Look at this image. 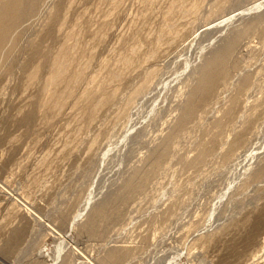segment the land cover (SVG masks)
Masks as SVG:
<instances>
[{"label":"rangeland","instance_id":"1","mask_svg":"<svg viewBox=\"0 0 264 264\" xmlns=\"http://www.w3.org/2000/svg\"><path fill=\"white\" fill-rule=\"evenodd\" d=\"M21 2L0 264H264V0Z\"/></svg>","mask_w":264,"mask_h":264},{"label":"bare ground","instance_id":"2","mask_svg":"<svg viewBox=\"0 0 264 264\" xmlns=\"http://www.w3.org/2000/svg\"><path fill=\"white\" fill-rule=\"evenodd\" d=\"M21 9H24L22 8L21 0H0V65L5 61L19 39L17 18L20 15ZM32 11L30 12L32 13ZM233 45L234 44L232 43L230 46H227L224 51L219 52L220 54L205 66L202 77L203 86H200L199 89L197 88L198 92L203 93L204 98L208 96V93L211 92L212 88L215 87V83H217L219 78L221 77V69L224 68V57L226 56L230 48L233 47ZM56 65L58 64L56 63L54 66ZM60 66L61 65L57 66L56 69L57 76L61 75L63 72V69ZM52 81L54 82L55 79L52 78Z\"/></svg>","mask_w":264,"mask_h":264}]
</instances>
